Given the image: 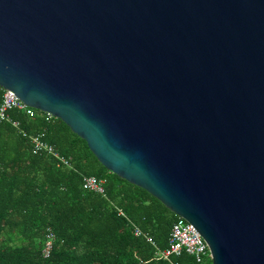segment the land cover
I'll return each mask as SVG.
<instances>
[{"label":"water","instance_id":"water-1","mask_svg":"<svg viewBox=\"0 0 264 264\" xmlns=\"http://www.w3.org/2000/svg\"><path fill=\"white\" fill-rule=\"evenodd\" d=\"M0 88L264 264V0H0Z\"/></svg>","mask_w":264,"mask_h":264},{"label":"trees","instance_id":"trees-1","mask_svg":"<svg viewBox=\"0 0 264 264\" xmlns=\"http://www.w3.org/2000/svg\"><path fill=\"white\" fill-rule=\"evenodd\" d=\"M4 93L0 88V104ZM35 111L30 118L11 109L0 122V264H198L185 253L159 258L151 242L135 236L138 227L159 249H167L179 217L106 169L64 122ZM37 134H44L72 168L35 154L31 137ZM88 177L104 182V195L83 189ZM50 233L53 250L45 257Z\"/></svg>","mask_w":264,"mask_h":264},{"label":"built area","instance_id":"built-area-1","mask_svg":"<svg viewBox=\"0 0 264 264\" xmlns=\"http://www.w3.org/2000/svg\"><path fill=\"white\" fill-rule=\"evenodd\" d=\"M11 109L23 111L30 118H34L36 115L35 109L28 107L11 91H5L2 103L0 104V122L8 119L7 112ZM44 114L47 116L48 120L55 118L49 113ZM15 125L17 126V124ZM44 138V134H37L31 137L34 153L48 155L52 157L59 166L72 168L71 161L62 156L55 147L45 141ZM103 185V181H100L95 177H88L83 182V189L88 192L104 195L105 190ZM135 236L145 237L148 242H151L152 245L157 248V256L165 260H169L173 256L179 257L184 253L192 256L198 264H203L209 258L212 259L211 251L207 242L192 224L182 217H179L172 227L169 247L167 249H159L156 243L145 235L138 227H135ZM54 240L55 236L53 233L47 235L46 244L43 250L45 257H48L51 254Z\"/></svg>","mask_w":264,"mask_h":264}]
</instances>
